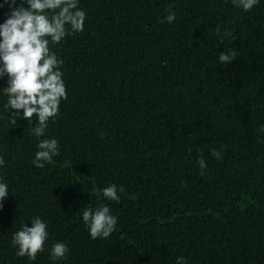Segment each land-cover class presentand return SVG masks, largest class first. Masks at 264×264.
Here are the masks:
<instances>
[{"label":"trees","instance_id":"trees-1","mask_svg":"<svg viewBox=\"0 0 264 264\" xmlns=\"http://www.w3.org/2000/svg\"><path fill=\"white\" fill-rule=\"evenodd\" d=\"M0 5L3 23L10 8ZM80 6L84 31L52 48L64 61L68 98L39 138H55L61 149L42 169L32 163L38 138L29 134L37 119L4 109L7 77L0 79V179L9 186L0 264H176L179 256L187 264H264V0L250 12L231 0ZM169 6L176 20L161 23ZM217 27L236 39L221 40ZM229 49L237 59L220 64ZM112 183L125 189L119 203L99 193ZM99 203L118 223L109 238L93 240L82 211ZM35 216L49 238L31 261L16 256L11 238ZM58 241L70 251L53 261Z\"/></svg>","mask_w":264,"mask_h":264},{"label":"clouds","instance_id":"clouds-1","mask_svg":"<svg viewBox=\"0 0 264 264\" xmlns=\"http://www.w3.org/2000/svg\"><path fill=\"white\" fill-rule=\"evenodd\" d=\"M233 6L244 12L252 11L259 0H231ZM10 8V14L0 23V79L7 77V87L2 88L7 97L4 109L14 114H22L23 119L31 121L36 117L35 127L29 134L38 138L37 151L32 161L37 168H44L52 162L54 156L60 155V145L55 138L45 137L49 122H55L60 113L62 101L67 100V88L63 80L62 67L64 61L52 51L60 45L68 35L83 32L87 19L86 11L80 6V0H4ZM27 5V7H25ZM3 5H0L2 7ZM168 15L161 23H174L176 12L172 6L166 9ZM216 35L221 39L235 40L234 30L225 28L223 33L219 27ZM235 49L221 52L220 64L228 65L237 59ZM17 119H12L15 125ZM260 132H264L261 125ZM103 136V133L101 134ZM211 155L221 158V151L215 148ZM201 175H204L206 161H198ZM6 166L3 156H0V167ZM124 187L112 183L99 189L103 199L120 202L119 193ZM9 196V186L0 179V208ZM82 219L93 240L107 239L116 231L118 218L111 214L107 204L99 203L95 208L84 207ZM32 226L23 223L20 229L13 233L12 247L16 248L17 257H28L35 261L39 253L45 251L49 238L48 224L39 216L31 219ZM70 249L64 242L52 244L49 255L53 261L66 259ZM176 264H187L183 256L176 258Z\"/></svg>","mask_w":264,"mask_h":264}]
</instances>
